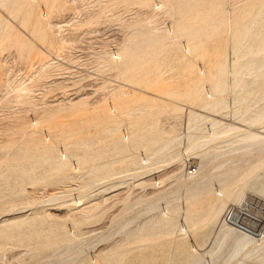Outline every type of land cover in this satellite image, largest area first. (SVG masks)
I'll return each mask as SVG.
<instances>
[{
  "label": "rangeland",
  "instance_id": "1",
  "mask_svg": "<svg viewBox=\"0 0 264 264\" xmlns=\"http://www.w3.org/2000/svg\"><path fill=\"white\" fill-rule=\"evenodd\" d=\"M168 2L161 9L160 0H0V264H193L194 256L195 264L211 262L201 257L205 251L192 252L204 239L199 232L177 249L188 238L161 233L160 223L175 198L187 204L194 176L188 170L201 160L186 151L191 134L209 140L221 121L264 140V77L256 83L254 72L241 69V59L264 47V0ZM61 23L72 27L68 43L58 41ZM122 49H134L138 59ZM51 51L66 55L70 79L56 78ZM21 79L31 90L23 103ZM64 91L68 102L50 104ZM45 114L52 123L40 121ZM175 136L180 169L169 168L172 155L164 149ZM232 147L219 142L201 152L214 173L191 193L193 222L207 223L221 187L241 183V195L264 201L242 182L264 155L220 164ZM155 152L163 157L145 163ZM219 200L221 206L227 198ZM256 202L226 203L221 219L201 224L200 232L214 241L228 228L230 207L264 216V203ZM185 216L182 209L174 215L176 229L183 220L189 227Z\"/></svg>",
  "mask_w": 264,
  "mask_h": 264
},
{
  "label": "bare ground",
  "instance_id": "2",
  "mask_svg": "<svg viewBox=\"0 0 264 264\" xmlns=\"http://www.w3.org/2000/svg\"><path fill=\"white\" fill-rule=\"evenodd\" d=\"M168 4H169L168 0H160V3H159L158 6H160L159 8L162 9L163 6H167ZM28 12H30V11H28ZM156 16H157V14H156ZM155 18L156 17H155V14H154V19ZM61 31H62V27L57 25V34L60 36V38H65L66 35H64ZM172 32H174V31H172ZM165 37H166V35H165ZM163 38H164V36H163ZM175 38L178 39V37H175ZM158 39H157V41H159ZM163 40H162V42L164 43ZM58 41L61 42L59 40V38H58ZM153 41H156V39H154ZM162 42H160V44ZM12 43H14V42L12 41ZM61 43H63V42H61ZM155 45H156V43L154 44V46ZM157 45L159 46V44H157ZM157 45L154 47L155 49L157 48ZM161 45L165 46L166 44H161ZM167 46H169V45H167ZM142 47H144V46H142ZM146 47H147L146 49H145V47H144V49H142L141 47L140 48H141V50H143V52H144V50L148 51V48H149V50H152V48H151L152 46L151 45H149V47L148 46H146ZM190 49H188V51H190ZM123 50L124 49H122L121 51L123 52ZM125 50H124L125 55H128V53L131 54L132 53L131 51H133V53L131 55H133L135 53L134 49L130 50V52L128 51V53ZM127 50H128V48H127ZM138 51H140V49ZM135 55H137V54L135 53ZM135 55H133V56L134 57L138 56V55L137 56H135ZM187 55H189V54H187ZM120 56L122 58V60L120 59L122 62H124L127 59L124 56V53L123 54L121 53ZM128 57H130V59L133 61L132 58H134V57H131L129 55H128ZM119 58L120 57H118V59ZM135 59L137 60L138 57L134 58V60ZM128 61H126V64H128ZM244 61H245V63L242 64V62H244ZM129 62L131 63V61H129ZM132 63L134 65V62H132ZM132 63H131V65H132ZM263 63H264V47L262 49H260V50L249 52L248 55L245 56V60L241 59V65H242L241 69L243 70V72H254L256 74L255 78H254V81H256V83H257V81H259L260 78L264 77V70L262 68V64ZM123 66L128 68L127 67L128 65H125V63L123 64ZM129 67H130V65H129ZM126 68L124 70H126ZM52 69H53V66H52ZM123 72H125V71H123ZM127 75H128V73H127ZM239 75H240V73H239ZM23 85H24V87L22 86V88H17L18 90L20 89L21 93L16 89L20 93V95L18 94L19 95L18 98H20V100L26 98V95L29 96L28 93L31 92V90L28 87L25 88V85H27V86L29 85V84H27V82L24 83ZM18 87H20V86H18ZM34 91H36V86L34 87ZM214 92H215L214 94H212V92H211V96L210 97L212 99L216 100L219 96H218L217 91H214ZM36 97L38 99L42 98L41 96H36ZM24 101H27V99L24 100ZM24 101L22 100L20 102L23 103ZM61 102H64V101H59L57 103H50V104H52V105L56 104L57 105V104H60ZM215 103H217L219 105V107H221L222 109L223 108H227V105H226L225 102L223 103V102H218L217 101ZM46 104H48V103H46ZM262 115H264V114H262ZM51 116L52 115L45 114L40 121L41 122L43 121V122H45L47 124H50V123H52V117ZM106 122H108L107 125L110 124L109 120H107ZM180 123H182V122H180ZM36 124H38V122H36ZM211 129H212V133L210 135L211 138L209 140H202L203 137L198 136V135H192L191 134V136H189V140H188V145L186 147V151H187L189 156H193V155L201 156L200 157L201 160H200V162H195L196 163L195 164L196 172H194V174H193L194 176L193 177L189 178V180L187 182V185L185 187L186 190H187V195L185 196L187 204H185L183 207L178 206L179 202H180V199L179 198H175V195H174L175 193L173 191H172L173 193L172 192L168 193V194L171 195V196L169 195L170 197H172L174 195L173 196L175 198L174 202L177 205H176V207H172V208H171V204L166 206V210H168V211H166V213H164L162 215H164V217L166 216L167 218L162 220L161 223H160V226L162 228L161 233L171 234L174 231V234L177 235L176 238L179 237V233L181 235H185L188 239H186L185 237H182L181 238L182 242H180V244H178V246H177V249H178V248H180L181 245H183L186 242V240H191L190 233H192L194 231L196 233L199 232L198 235H200L204 239L201 240L200 247L196 248V249H193L192 252H197V253L201 252L202 253V252L205 251L204 254H201V257L209 258L211 262H209L208 264H249L250 261H255L256 264H258V263L259 264H264V216L263 215H252V223L249 224V225L244 224L245 228H240V227H238L235 224H230V223L229 224H225L222 221L223 225H225L228 228L220 230L218 235L216 236V239L214 241H211V243H209V240H207V237L205 236V234L200 232L202 230L201 229V227H202L201 224H203V222L202 223L200 222V224L196 223V222H193L195 216L192 215V203L190 202V198L193 195L191 196V193H192L193 190L198 189L201 186H204L205 182L208 181L207 179H209L210 176L212 175V173H214L212 171V170H214V168L211 167V163L212 162H211V159H210V155H208L207 152L206 153H201L205 148H210L211 146H215L219 142H226V143L229 142L230 144L233 145L232 149H230V152L228 154L229 156H227V158H224L221 162L219 161L220 164L221 163H226V162H229V161H234V160H237V159H240V158L255 157L257 155L262 157L264 155V140L258 134L248 135V134H250L249 130L247 131L246 129H243V128L235 125V124H223L221 121H215L214 124L212 125ZM242 144H244V145L242 146ZM177 146H179V137L175 136L172 140H170L168 142V144H166V146L164 148L166 151H168V155H172V156H170L172 158L171 162L167 164L170 169L173 168V167H177V169L181 168V166H178L179 162H180V156L175 154V152H176L175 148L177 149ZM216 148H219V146H216L214 149H216ZM173 152H174V154H172ZM160 157L162 158L163 155L158 153V152H155V153H153L151 155V157H149L146 160L145 163H147V162H149V163L151 162L152 163L154 158L156 159V158H160ZM193 159H195V158H193ZM198 160H199V158H198ZM254 162L255 161H252L251 164H254ZM249 163H250L249 161H245L244 163L234 164V165H231L229 167V169L230 168L231 169L232 168H238V167H241L243 164L245 165V164H249ZM193 165H194V163H193ZM217 165H218V163L216 164V166ZM227 169L219 170V174L227 172L228 171ZM135 174L136 173H133V175H135ZM219 182L222 183V182H225V181L224 180H219ZM242 182L244 184H250V187L253 190V192H256L260 196L264 197V163L262 164L261 167L260 166L259 167H255L252 170V172L250 171L247 175H245L242 178ZM179 184H180V180H179L178 185ZM239 184L241 185V183H239ZM240 185L238 186V188L233 187V188H236L235 190L233 188L229 189L227 187H221L220 192H217V196L219 197L218 201H220L219 200L220 198H223V201H224V198H227V200H225V204L228 203V202L239 203L240 201H242V200H244L246 198H250V200L251 199L252 200H256L258 203H264V201H262L263 199H259L257 197H253V196L250 195V193H243L241 195L242 191L240 189ZM186 190H185V193H186ZM177 191H175V192H177ZM177 193H178V195L180 194L179 191ZM166 195H167V193H166ZM166 195H164V196H166ZM169 196L167 195V197H169ZM176 196H177V194H176ZM243 196H245V197H243ZM167 197H165V198H167ZM183 200H184V198H183ZM218 201L210 209V213H209V217L207 219V223H205L203 225L206 226L208 224L215 223L216 221L221 219V216L223 215V212L225 210V204L221 205V206H218L217 205ZM80 204H81V202L79 203V205ZM232 206H233V204H232ZM180 209H182L183 212L185 213V215H186L185 217L189 221L188 222L189 227H188V225H187V227L185 226V223H184V220H183L182 224H184V225H182L181 228L179 227V228L176 229V226H178V225H176V226L173 225L172 218H174V215H178L179 214ZM192 217H193V219H192ZM240 233H242V234H240ZM224 248H228L230 250L228 256L225 259H223L222 261H219V262L213 260V258L216 255L220 254L223 251ZM206 249H209V250L206 252ZM198 258H199V256H194L193 257V264H195L197 262ZM251 263H253V262H251ZM253 264H255V263H253Z\"/></svg>",
  "mask_w": 264,
  "mask_h": 264
},
{
  "label": "built area",
  "instance_id": "3",
  "mask_svg": "<svg viewBox=\"0 0 264 264\" xmlns=\"http://www.w3.org/2000/svg\"><path fill=\"white\" fill-rule=\"evenodd\" d=\"M59 26L62 27V33L64 35H66L65 38H60V36L57 34L59 40L61 42H67L68 41V33L69 31L72 29V27H70L69 25L65 24V23H61L59 24ZM69 26V27H68ZM82 40V39H81ZM68 43V42H67ZM49 63L50 65L53 66V70L55 72V76L57 79H60V80H65V79H70L69 78V75L71 74L69 71H68V63H67V57L66 55H62V54H59L57 52H52L51 51V54L49 56ZM66 64V65H65ZM62 67V68H60ZM66 68V69H65ZM83 71L82 72H79L77 75L80 76V77H83ZM62 78V79H61ZM23 83H26L28 82L27 80H23L21 79ZM19 80V82L21 81ZM66 81H62L61 83H65L67 82ZM21 83V82H20ZM22 87V86H20ZM36 96H40V89L38 87H36ZM69 95H66V91L58 94V95H55L54 97H52L51 99L53 100V102L50 101V103H56V102H59V101H65V102H68L69 101V96H70V93L69 91H67ZM57 97H61L59 100H56ZM63 97V98H62ZM56 100V102H55ZM16 108H18V106H16ZM16 111H19V108L16 109ZM194 172H196V168L195 167H189V170H188V174H193ZM252 215L253 214H249L247 212V210L244 208V207H230L226 213H225V216H224V223L225 224H235L237 225L238 227L240 228H245L244 227V224H251L252 223Z\"/></svg>",
  "mask_w": 264,
  "mask_h": 264
}]
</instances>
